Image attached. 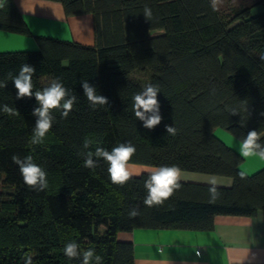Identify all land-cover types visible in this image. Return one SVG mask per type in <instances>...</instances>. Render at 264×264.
<instances>
[{"label": "trees", "instance_id": "1", "mask_svg": "<svg viewBox=\"0 0 264 264\" xmlns=\"http://www.w3.org/2000/svg\"><path fill=\"white\" fill-rule=\"evenodd\" d=\"M66 15L90 13L93 43L36 35L37 48L0 51V80L33 66V91L59 78L78 100L67 118L55 121L40 144H32L38 106L35 97L16 99L11 80L0 88V178L9 187L0 197V264H81L64 254L75 241L80 251L94 250L102 264H133L131 241L119 231L134 228L210 230L217 214L254 215L264 211V167L252 174L239 168L243 157L214 134L229 131L240 141L256 130L264 143V0L242 1L218 9L213 0H51ZM149 7L152 18L144 17ZM0 29L29 34L12 0L0 7ZM134 72L145 75L143 80ZM82 80L95 86L109 104L93 110ZM147 84L159 85L163 117L154 129L136 119L132 97ZM230 109H236L232 115ZM165 125L176 129L168 134ZM85 140L92 141L83 149ZM131 142L136 152L128 163L228 176L230 186L179 180L181 185L162 205L147 207L144 187L150 172L114 184L108 164L84 166L82 151L111 149ZM31 155L47 172L48 187L29 188L11 157ZM243 173V177L241 176ZM2 196V195H0ZM132 207L139 215L130 218ZM95 264V261L92 262Z\"/></svg>", "mask_w": 264, "mask_h": 264}, {"label": "crops", "instance_id": "2", "mask_svg": "<svg viewBox=\"0 0 264 264\" xmlns=\"http://www.w3.org/2000/svg\"><path fill=\"white\" fill-rule=\"evenodd\" d=\"M30 33L0 29V51L36 49V35H53L86 44L93 43V18L90 13L66 15L61 3L51 0H12ZM225 144L239 151L240 140L214 129ZM243 157L239 168L252 174L264 167L259 157ZM137 166L129 165L131 174ZM145 170L151 171L149 167ZM186 176L184 181L208 183L206 177ZM221 186H230L228 176H215ZM119 240L131 241L133 264H264V211L254 215L217 214L210 230L175 228H134L119 231Z\"/></svg>", "mask_w": 264, "mask_h": 264}, {"label": "clouds", "instance_id": "3", "mask_svg": "<svg viewBox=\"0 0 264 264\" xmlns=\"http://www.w3.org/2000/svg\"><path fill=\"white\" fill-rule=\"evenodd\" d=\"M213 3L215 4L216 0H213ZM3 6L4 0H0V7ZM144 17L147 20L152 18V11L147 6L144 8ZM259 59L264 61V54H261ZM35 71L36 69L33 66L23 64L17 75L9 72L4 80H0V88H6L9 80L13 82L17 90L16 99L18 100L25 97H35L38 106L32 111V115L36 117V120L30 140V143L34 145L42 143L51 130L55 121L53 113L59 111L62 118H67L78 100L77 96L72 94L71 90L67 89L59 78L51 79L47 86L33 91L32 77ZM81 86L89 102V106L93 110L109 104L108 98L98 94L96 87L91 85L88 80H82ZM158 93H160L159 85L147 84L132 97V108L136 119L142 121L143 126L149 130L158 126L163 119L160 112V103L157 98ZM0 111L9 116L19 115L18 110L8 104L0 105ZM230 112L232 115L238 113L236 109H230ZM165 129L168 134L174 135L176 133V129L172 126L165 125ZM260 141V133L256 130H250L243 137L239 145V151L242 156H256L264 160V143ZM91 144L92 141L85 140L83 149H89ZM135 152V146L131 142H127L118 144L111 151L103 147H96L94 152L82 151L79 154L84 156V166L86 168L97 167L100 159L105 161L108 164V173L111 181L114 184L123 185L131 178L128 162ZM11 159L19 167L24 183L29 188L43 191L48 187L46 170L35 163L31 155L21 158L18 154H14ZM243 175L241 173L242 177ZM180 179L181 170L176 165L153 168L144 183V187L147 190V195L143 201L144 205L147 207L162 205L173 195L175 190L180 188L181 185L178 183ZM208 183L211 185L209 188L210 202H215L219 197L216 187L218 181L215 176H211L208 179ZM139 214L138 207H132L128 212L130 218H134ZM63 251L69 259L80 258L82 256L81 264H92L93 261H95V264H102V257L100 255L95 254L92 249L81 252L80 246L75 241L67 243ZM25 264H33L31 256L26 257Z\"/></svg>", "mask_w": 264, "mask_h": 264}, {"label": "rangeland", "instance_id": "4", "mask_svg": "<svg viewBox=\"0 0 264 264\" xmlns=\"http://www.w3.org/2000/svg\"><path fill=\"white\" fill-rule=\"evenodd\" d=\"M242 1H245L246 3H249L251 0H216V3H215V6L218 8V9H221V10H227L229 5L231 4H238ZM264 11V5L262 4H257L255 6L252 7L251 9V12L252 14H257L259 12H262ZM50 35V34H48ZM53 36V35H51ZM57 37V36H55ZM57 38H60V39H64L62 37H57ZM135 77L143 80L145 78V75L140 73V72H134L133 74ZM222 131H225L227 134L229 135H232L229 131H227L226 129H223V128H220ZM233 137H235L234 135H232ZM236 138V137H235ZM238 139V138H237ZM129 165H134V166H137L136 168V174H131V175H137V174H140L141 172H150V171H147L145 170L146 167H149L150 169H153L155 168L154 166H149V165H143V164H133V163H128V167ZM129 170V169H128ZM181 173L186 175V176H190V175H199L198 177L202 176V177H206V178H209L211 176H221V175H215V174H207V173H201V172H193V171H187V170H181ZM9 187L5 186L2 181H1V178H0V197H5V194L7 191H9Z\"/></svg>", "mask_w": 264, "mask_h": 264}]
</instances>
